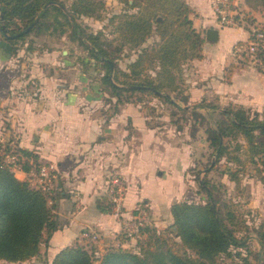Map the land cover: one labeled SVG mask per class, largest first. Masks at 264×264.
Listing matches in <instances>:
<instances>
[{
  "label": "crops",
  "instance_id": "1",
  "mask_svg": "<svg viewBox=\"0 0 264 264\" xmlns=\"http://www.w3.org/2000/svg\"><path fill=\"white\" fill-rule=\"evenodd\" d=\"M186 1L193 8L191 18L205 42L203 58L183 65L181 90L188 96L189 104L179 102L181 107H191L203 99L218 105L227 101L225 104L249 109L264 106V69L251 63L238 66L231 53L232 47L247 41L251 33L244 28L245 36L234 39L229 52L224 54L220 51L221 43L230 39L233 30L243 27L222 25L211 0ZM249 1L244 3L251 9L264 8H256ZM109 4L113 6L111 12ZM122 6L118 0H106L108 18L119 14ZM237 6L238 0L234 6L238 17ZM111 28L107 32L113 31ZM209 29L218 32L216 40L206 38ZM64 35L69 33L31 35L12 45L8 34L0 30V113L5 120L0 122V130L12 131L0 133V143L19 152L18 164L9 167L25 181L31 169L44 163H53L57 168L49 199L55 229L46 234L47 242L41 244L39 255L22 263L0 261L6 264H45L61 249L76 244L90 248L97 257L109 248L134 246L135 239L125 238L121 229L127 220L140 215L158 230L169 228L173 224L172 206L187 200L195 186L189 177L190 170L204 162L207 152H211L203 130L192 138L189 126L178 128L171 121L172 107L158 98L149 102L152 109L142 108L134 98L120 101L104 84L101 63L95 64L86 49V58L80 59L83 66L77 68L70 49L51 43L56 38L74 43L75 48L77 42ZM135 58L134 53L131 59ZM98 66L100 74L91 73L90 69ZM200 112L207 110L201 108ZM23 150L30 155H24ZM0 154L3 157L4 151ZM214 160L215 156L208 168L202 170L208 179L219 164L210 170ZM25 163L29 170L23 169ZM113 170L120 173L126 186L122 217L112 209L105 210L106 189ZM247 213L249 217V210ZM262 221L263 218H248L247 224L252 248L264 257L254 231ZM88 228L97 231L98 241L80 240L81 232Z\"/></svg>",
  "mask_w": 264,
  "mask_h": 264
},
{
  "label": "trees",
  "instance_id": "2",
  "mask_svg": "<svg viewBox=\"0 0 264 264\" xmlns=\"http://www.w3.org/2000/svg\"><path fill=\"white\" fill-rule=\"evenodd\" d=\"M118 1L122 10L108 18L113 31L107 32L105 28L93 31L83 23L85 18L101 20L106 0H0V30L8 34L12 45L31 35L68 32L95 64L101 63L103 82L120 101L134 98L142 108L152 109L149 102L156 97L172 107L171 121L178 128L189 126L192 138L203 130L210 155L215 156L210 170L226 162L229 166L222 172L238 190L240 171L247 161L264 165V117L239 104L220 106L207 99L181 107L179 102L189 104L181 90L183 65L203 58L205 42L191 18L193 8L186 0ZM253 5L264 6V0H255ZM246 29L251 33L249 26ZM259 33L264 34V28H256L247 41L235 44L243 48V59H236L238 66L250 63L249 51L255 56V66L264 69V37ZM152 36L154 41L147 44ZM134 53L136 58L131 59ZM123 60L125 67L120 66ZM201 108L207 112H200ZM2 150L11 153V147L0 143ZM241 151L249 153L247 159L240 157ZM23 169L29 166L25 163ZM200 171L194 175L206 200L174 203L169 228H140L134 246L109 248L100 257L84 245L67 246L45 264H264L260 251L251 246L247 211L218 195L222 194L219 186L207 175L200 178ZM49 199L27 180L17 178L9 165L0 163V261L22 263L39 255L46 234L56 227ZM106 203L105 210L111 211V203ZM254 231L264 249V221Z\"/></svg>",
  "mask_w": 264,
  "mask_h": 264
},
{
  "label": "rangeland",
  "instance_id": "3",
  "mask_svg": "<svg viewBox=\"0 0 264 264\" xmlns=\"http://www.w3.org/2000/svg\"><path fill=\"white\" fill-rule=\"evenodd\" d=\"M254 1L255 0H250L249 2H250V4L253 5ZM111 5L112 4H109V6H108V11H110V12L113 9L112 8L113 6H111ZM256 8H257V6H256ZM259 9H260V7H259ZM235 11H238V13L240 15L239 16L240 17V23H241L240 27H243V28L233 30V33H231V35H230V39H227L226 41L221 40L223 42L220 45V51L223 52L224 54L229 52V50H230L229 45L231 42H233L234 39L239 38V37L243 38L245 36L246 31L244 28L249 26L251 29V33L253 31H255L256 28H261V27L264 28V8L261 11L257 10V9H251L250 7H248L244 3V0H242V1L238 0V6L236 7ZM107 12L103 13L101 20L87 19L83 23L89 25V28H91V30H93V31H97V30L101 29L102 27H104L106 31H110V30H112L111 26H108V24H107V27L105 26L106 23H108L107 22L108 21V15L106 14ZM259 19H261V20L259 21ZM252 21L254 22L253 24H252ZM66 36L68 37L69 35H64L65 38H66ZM154 39H155V36H152V38H150L148 40L147 44L152 43L154 41ZM52 42L59 43L60 49H62V48L66 49V50L70 49L71 54L73 53V56H74V57L72 56V58H71L72 61L73 60L76 61V64H77L76 67L77 68L79 66L81 67L82 64L80 63V59L86 58L85 48H83L81 45H78V43H75V48H73L74 43H68V42L66 43L63 40H56V38H54L51 41V43ZM250 46H252V44H249V46H246V47L249 48ZM235 47L236 46H233L232 50H231L232 57L234 60L237 59L240 61L241 59H243V56L241 55L240 51H238V53H237L238 56L237 57L235 56L236 55L235 52H237ZM246 53L249 56V59L251 60L250 63L255 64V61H256L254 59L255 56L252 55L249 51H247ZM59 56L61 57V54H59ZM210 60H212V58H210ZM125 63H126L125 60L121 61L120 66L125 67ZM99 68H100V66H98L97 69L92 68V69H90V71L93 74L97 73V75H99L100 74ZM77 72H78V70H76V73ZM226 102L227 101L221 103L220 105L221 106L228 105V104H225ZM166 112H167V110H166ZM251 112H253L254 114H257L260 118H263L264 117V106H262V107H251ZM2 116H3L2 113H0V120H1L0 122L5 121ZM3 127H6L5 124H3ZM3 132H6V133L11 132L12 133V131L7 130V128L0 130L1 135L3 134ZM240 140L244 143L243 146L246 147L247 142L245 141V139L243 137H241ZM198 151H199L198 153H200L201 150H198ZM234 153H237V152H234ZM248 154L249 153H247V152L241 151L240 157L242 159H247ZM206 161H208V164H210V162L213 161V156L209 154V151L207 152L206 157L204 159V162H206ZM204 162H201V164L199 166H196V168L190 170L189 177H190V179H193L195 186L192 188L193 190H191L189 197H187L189 200H192V201H205L206 200V195L201 190L199 183L195 179V175H194V173H196L195 171L201 170L199 177L200 178L203 177L204 172L202 170L205 168ZM228 166L229 165L226 162L222 161L217 165V168L214 169L210 173L209 177H211V181H213L218 186H220L219 190L222 194H218V195H221L224 199H230L231 201L238 202L241 205L240 206L241 210H243V209L246 211L249 210V217L248 218L257 219V220L260 218L264 219V211L259 210L260 208L264 209V172L261 173V171H257L258 168H259V170H261V169L263 170L264 165L261 163H258L257 165H255L254 163L247 161L245 163V167L243 168V171H240V179H241L240 183L241 184H240L238 190L235 189L234 183L232 181H230L229 177L222 174V171H225ZM241 233H242V231H241ZM0 264H6V263L0 262Z\"/></svg>",
  "mask_w": 264,
  "mask_h": 264
},
{
  "label": "built area",
  "instance_id": "4",
  "mask_svg": "<svg viewBox=\"0 0 264 264\" xmlns=\"http://www.w3.org/2000/svg\"><path fill=\"white\" fill-rule=\"evenodd\" d=\"M212 6L215 14L217 15L220 23L225 26L239 27L241 26L240 18L234 12V6L236 0H211ZM259 37H264L263 33L258 34ZM242 52V46H236L235 48ZM4 158L0 163L16 166L19 160V152L15 147L11 146V153L4 154ZM56 165L53 163H44L37 167L36 169H31L28 172L27 181L29 183L41 190L47 196H51L53 190V185L56 179ZM126 194V186L122 182L120 173L117 170H113L110 173L108 185L106 189V196L111 203L112 211L116 216H123V203ZM152 224L149 220L140 215L138 217L127 220L122 229L121 234L127 239H135L139 235V229L151 226ZM91 239L93 241H98L100 239L97 231L91 228L84 229L80 234V240Z\"/></svg>",
  "mask_w": 264,
  "mask_h": 264
},
{
  "label": "water",
  "instance_id": "5",
  "mask_svg": "<svg viewBox=\"0 0 264 264\" xmlns=\"http://www.w3.org/2000/svg\"><path fill=\"white\" fill-rule=\"evenodd\" d=\"M62 8L64 9L63 6H62ZM29 29H30V27H29L27 30H29ZM217 37H218V32H217L215 29H209V30L207 31L206 38H207L208 40L213 41V40H216ZM173 230H174V231H177V228H176V227H173Z\"/></svg>",
  "mask_w": 264,
  "mask_h": 264
}]
</instances>
